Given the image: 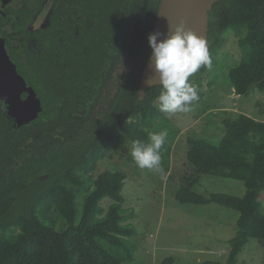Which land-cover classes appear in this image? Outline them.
<instances>
[{"label":"trees","instance_id":"16d2710c","mask_svg":"<svg viewBox=\"0 0 264 264\" xmlns=\"http://www.w3.org/2000/svg\"><path fill=\"white\" fill-rule=\"evenodd\" d=\"M160 3L157 0V10ZM143 4L145 9L147 2ZM149 7L152 32L156 14L153 5ZM228 33L238 37L242 50L240 61L228 71L234 91L245 96L253 88L264 91V0H218L214 4L208 31L211 69L219 66L218 55ZM149 34L133 33L126 47L131 57L129 70L97 131L83 135L60 131L62 119L49 116L45 99L38 118L16 129L0 98V264H122L135 260L136 245L131 238L137 229L124 223L135 214L124 206L127 175L97 169L102 159L118 152L123 138L148 143L150 133L164 130L167 138L160 151V166L170 172L173 146L169 138L176 132L158 108L161 86L148 88L139 99L143 70L152 52ZM208 69L202 66L189 77L198 97ZM225 125L227 131L217 142L197 135L188 138L192 171L181 178L176 193L182 204L216 203L240 213L228 259L202 264H238V256L251 239H264L260 199L264 120L241 113L234 121L226 119ZM202 174L244 181L247 191L244 196L203 195L193 189ZM105 198L111 201L107 207ZM174 261L169 257L163 264Z\"/></svg>","mask_w":264,"mask_h":264},{"label":"rangeland","instance_id":"374dc122","mask_svg":"<svg viewBox=\"0 0 264 264\" xmlns=\"http://www.w3.org/2000/svg\"><path fill=\"white\" fill-rule=\"evenodd\" d=\"M227 36L228 41L218 55L219 66L205 73L202 94L192 102L191 110L164 112L170 129L176 132L175 137L171 134L169 138L173 151L168 175L161 166L159 170L139 168L130 155L132 141L126 138L118 152L99 162L97 172L123 171L127 175L124 206L135 214L124 223L137 229V235L131 238L136 245V257L133 262L122 264H163L169 257L175 259L174 264L228 259L240 213L216 203L194 205L176 200L181 178L192 171L187 159L190 136H204L217 142L227 131L225 120L234 121L241 113L264 120V91L253 88L249 95H239L230 83L229 68L240 61L242 50L234 33ZM193 189L208 196H244L247 191L244 181L209 174H202ZM260 199L264 204V190ZM81 201L80 196L78 202ZM110 202L105 198L103 205L107 207ZM238 264H264V239H251L238 256Z\"/></svg>","mask_w":264,"mask_h":264},{"label":"flooded vegetation","instance_id":"af4514ba","mask_svg":"<svg viewBox=\"0 0 264 264\" xmlns=\"http://www.w3.org/2000/svg\"><path fill=\"white\" fill-rule=\"evenodd\" d=\"M156 2L0 0V39L7 55L48 103L49 116L62 119L60 131L83 135L99 129L129 70L126 47L133 33H153ZM149 5L156 14L152 32Z\"/></svg>","mask_w":264,"mask_h":264},{"label":"clouds","instance_id":"9594fccd","mask_svg":"<svg viewBox=\"0 0 264 264\" xmlns=\"http://www.w3.org/2000/svg\"><path fill=\"white\" fill-rule=\"evenodd\" d=\"M169 29L166 34H149L152 52L148 62L159 74L162 88L158 97L159 110L170 114L186 113L191 110L192 102L199 99L197 88L188 82L189 77L202 66L211 68V57L206 40L186 30L183 21L169 25ZM161 35L165 38L158 40ZM166 138L167 132L161 130L150 133L148 143L133 141L130 155L135 164L141 169L159 170L160 151Z\"/></svg>","mask_w":264,"mask_h":264},{"label":"water","instance_id":"95a60500","mask_svg":"<svg viewBox=\"0 0 264 264\" xmlns=\"http://www.w3.org/2000/svg\"><path fill=\"white\" fill-rule=\"evenodd\" d=\"M218 0H161L158 15L154 24L155 32L166 34L169 25H176L183 21L186 30H191L203 37L208 46L210 11ZM165 35L158 37V40ZM147 82V83H146ZM160 85L159 74L152 64L147 62L139 89V99H143L146 90ZM23 92H28L26 98ZM0 98L7 104V115L14 120L16 129L38 118L43 111L41 99L37 96L33 87L26 84L25 79L18 74L15 65L10 61L5 45L0 39Z\"/></svg>","mask_w":264,"mask_h":264},{"label":"crops","instance_id":"0c3cea01","mask_svg":"<svg viewBox=\"0 0 264 264\" xmlns=\"http://www.w3.org/2000/svg\"><path fill=\"white\" fill-rule=\"evenodd\" d=\"M169 173H167V175H168Z\"/></svg>","mask_w":264,"mask_h":264}]
</instances>
